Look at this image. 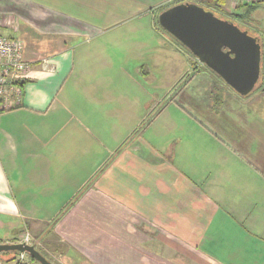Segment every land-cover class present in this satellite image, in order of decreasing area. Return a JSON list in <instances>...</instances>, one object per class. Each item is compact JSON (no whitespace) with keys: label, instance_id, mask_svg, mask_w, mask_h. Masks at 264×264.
<instances>
[{"label":"crops","instance_id":"obj_1","mask_svg":"<svg viewBox=\"0 0 264 264\" xmlns=\"http://www.w3.org/2000/svg\"><path fill=\"white\" fill-rule=\"evenodd\" d=\"M172 3L0 0V32L21 40L31 63L21 101L0 112V244L28 230L53 264H264V64L255 90L233 100L232 120L209 109L223 136L212 178L203 147L193 150L197 139L208 145L209 121L208 134L200 127L188 140L192 122L178 119L186 132L177 138L173 102L161 108L148 86L99 83L106 70L77 68L132 54L146 58L138 73L150 78L151 58L171 52L156 21ZM77 45L88 47L76 55ZM82 75L89 84L76 82ZM145 89L149 106L140 104ZM154 105L155 123L134 134L140 110Z\"/></svg>","mask_w":264,"mask_h":264},{"label":"rangeland","instance_id":"obj_2","mask_svg":"<svg viewBox=\"0 0 264 264\" xmlns=\"http://www.w3.org/2000/svg\"><path fill=\"white\" fill-rule=\"evenodd\" d=\"M180 1H197V0H173V3L171 5H174ZM226 8L231 10L232 12L241 13L242 11L240 9H234L229 3H226ZM169 7V6H168ZM222 13V11H220ZM218 12V13H220ZM140 22L149 24L152 22V14H143L140 18ZM253 19L256 20L255 25L249 26L244 23L238 22L233 20L236 23H239L243 26H248L250 30H255L258 37L260 38L262 44H263V52H264V5L260 7V9L253 14ZM252 18L250 22L254 21ZM157 27L160 28V31L162 32L165 39L163 42L165 44L162 45L163 48H165L167 51H171L168 54H161L159 56H155V60L151 58L152 63H154L152 66H149V69L151 71V77L148 79H144L140 77V74L138 73V68H141V64H144L145 62L141 60H145L146 58H140V57H134L132 54L130 55L129 60L127 61H113V62H106L105 60H102L100 62L96 61H79L76 62L77 68L80 70H97L102 71L106 70L107 72L104 74V78L99 80V83H107L111 85H119L122 84L124 86H131L133 91H138L137 87L141 86H148L151 90H154L153 96H157L160 94V101H161V108L167 106L168 103L173 102L170 104V110L166 113H170L171 116H173V120L175 121V124L173 127V133L177 136V138L181 137L184 138V131L183 126L179 123L178 119H188V125L189 127L190 122H192V125L190 128V132L186 136L188 137V140L192 138L190 134H197L198 130H201L203 128L207 134L208 131L205 129L206 121H209V140L208 145L204 146L206 142H204L202 145H196L198 143L197 139L194 143V149L193 150H199L202 153L201 147H203L204 153L208 155L210 160V166L206 169L207 173L204 172L206 175H208L210 178H212L214 175H212L213 167L218 166L215 165L216 158L219 156V152L221 150V139H223V136H221V126L218 125V123L221 120V115H219V118L213 117L211 113L209 112V109H213L214 111L218 108V110H222L223 118L229 120V118L232 120V115H228L230 110L233 108V100L236 98H241L234 90H232L228 85L224 83V81L216 75L214 72H212L209 68H207L205 65L201 64L199 60L196 57L191 56V53L185 48L178 40H176L174 37H172L170 34H168L165 30H163L159 23L157 18ZM17 22H15L16 24ZM147 33H151V31L148 30ZM79 49L75 50L76 55H80L84 49H86L88 46H80L77 45ZM165 51V52H167ZM150 61V60H149ZM148 61V62H149ZM114 63L115 67L111 66V70L109 64ZM263 64H264V54L262 57V70H263ZM123 69L124 72L117 73V70ZM217 82H216V80ZM74 83L73 81H71ZM76 82L80 85L89 84L90 82L82 75L79 77V79L76 80ZM155 85L158 87L157 89L159 91H156L155 88L153 89L151 86ZM213 87V88H212ZM220 88H224L222 91ZM211 89V93H210ZM142 91V92H141ZM150 91L149 89H145V91L140 90V104L143 102L147 103V106H149V102L152 101V98L150 97V94L148 93ZM178 96V97H177ZM223 100L225 102L224 108H221V104L219 101ZM181 102H193V111H188L186 108H184V104H179ZM213 101L216 103L215 106H211ZM232 104V105H231ZM156 105V104H155ZM154 106L152 108H146L145 110H140V112H144V118L142 122L139 124L140 126H131L133 128L134 134H143L146 131H149L148 127L153 125L155 121L152 122L153 118L155 117L153 113H151L154 109ZM169 106V105H168ZM181 107V110H179L178 107ZM211 106L212 108H209ZM133 111V110H130ZM158 111V108L155 109L154 113L156 114ZM216 116V115H215ZM205 125V127L203 126ZM230 126L228 127L230 129V132L232 133L233 127L232 122L230 121ZM201 127V128H200ZM208 129V128H207ZM132 133V132H131ZM149 134V133H147ZM132 138V137H131ZM211 169V175L209 174L208 170ZM196 181V178L195 180ZM205 181V180H204ZM202 182H199L197 184L201 185ZM38 239V238H36ZM39 240V239H38ZM41 241V240H40ZM42 242V241H41ZM40 252L46 257L50 258L51 261L55 259L54 254L49 252L47 250L46 245L42 242L40 246ZM17 253V252H16ZM20 253L17 255H13L12 252L10 253H1L0 257L9 256L12 255L14 260L18 258ZM12 258V259H13ZM8 260V264L14 263V260ZM57 260V259H56ZM27 261V260H26ZM50 261V260H49ZM3 262V261H0ZM6 263V262H5Z\"/></svg>","mask_w":264,"mask_h":264},{"label":"water","instance_id":"obj_3","mask_svg":"<svg viewBox=\"0 0 264 264\" xmlns=\"http://www.w3.org/2000/svg\"><path fill=\"white\" fill-rule=\"evenodd\" d=\"M158 23L238 95H250L259 84L263 46L258 35L188 1L165 9ZM9 252L27 253L40 264H53L31 246L0 244V254Z\"/></svg>","mask_w":264,"mask_h":264},{"label":"built area","instance_id":"obj_4","mask_svg":"<svg viewBox=\"0 0 264 264\" xmlns=\"http://www.w3.org/2000/svg\"><path fill=\"white\" fill-rule=\"evenodd\" d=\"M264 0H228L227 3L234 9L242 5L263 3ZM224 11L232 13L223 7ZM24 44L21 40L4 36L0 32V112L9 110L15 103L20 102L23 96V88L18 84L25 81L31 69V63L23 56ZM20 244L31 246L39 253L42 242L36 239L28 230L22 234ZM42 254V253H41ZM43 255V254H42ZM27 253H20L11 264H25ZM0 264H8L0 262Z\"/></svg>","mask_w":264,"mask_h":264},{"label":"trees","instance_id":"obj_5","mask_svg":"<svg viewBox=\"0 0 264 264\" xmlns=\"http://www.w3.org/2000/svg\"><path fill=\"white\" fill-rule=\"evenodd\" d=\"M227 1L228 0H197V1H194V2L191 1V2L202 6L203 8H205L208 11H212L215 15H217L220 18L227 19V20H230L232 22H234L233 20H235V21L244 23L246 25H249L247 20H250V15L253 12H255V10L258 9V4L245 5L244 7H246V13L244 15H242V14H236L234 12L228 13V12L224 11L223 7L226 5ZM182 2L183 1H180V2H178L176 4H180ZM184 2H187V1H184ZM176 4H174V5H176ZM169 7H171V6H169ZM220 11H222V13ZM218 12H220V13H218ZM234 23L236 25L240 26L241 28L245 29V30H249L251 34L257 35V33L255 31H253V30H250V28L248 26H243V25H241L239 23H236V22H234ZM262 46H263V44H262ZM189 53H191V52L189 51ZM191 56H193V55L191 54ZM25 83H26V81H23V82L19 83L18 85L23 88ZM12 253H13V255H17L18 254V252L17 253L16 252H12ZM12 260H14V258ZM29 260L33 261V262H37L36 260L31 258L30 256H29Z\"/></svg>","mask_w":264,"mask_h":264},{"label":"flooded vegetation","instance_id":"obj_6","mask_svg":"<svg viewBox=\"0 0 264 264\" xmlns=\"http://www.w3.org/2000/svg\"><path fill=\"white\" fill-rule=\"evenodd\" d=\"M19 243V242H18ZM18 253H20V252H18ZM28 258H29V256H28Z\"/></svg>","mask_w":264,"mask_h":264}]
</instances>
